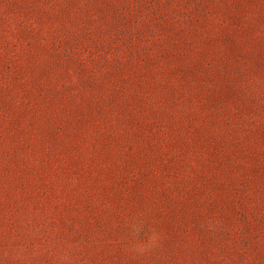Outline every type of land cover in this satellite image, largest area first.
<instances>
[{
  "label": "rangeland",
  "instance_id": "obj_1",
  "mask_svg": "<svg viewBox=\"0 0 264 264\" xmlns=\"http://www.w3.org/2000/svg\"><path fill=\"white\" fill-rule=\"evenodd\" d=\"M0 264H264V0H0Z\"/></svg>",
  "mask_w": 264,
  "mask_h": 264
}]
</instances>
